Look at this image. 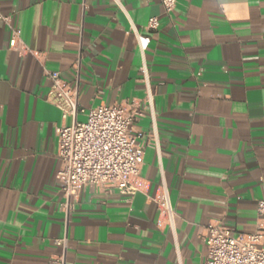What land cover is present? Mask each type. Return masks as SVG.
Segmentation results:
<instances>
[{"label": "crops", "instance_id": "1", "mask_svg": "<svg viewBox=\"0 0 264 264\" xmlns=\"http://www.w3.org/2000/svg\"><path fill=\"white\" fill-rule=\"evenodd\" d=\"M118 1L0 0V264L62 253L65 264H202L208 224L264 232V0H176L169 14L159 0ZM152 16L153 117L133 32ZM78 58L85 113L138 110L130 131L155 129L159 144L144 149L138 192L83 186L65 226L55 129L71 118L48 99L45 72L72 83Z\"/></svg>", "mask_w": 264, "mask_h": 264}, {"label": "built area", "instance_id": "2", "mask_svg": "<svg viewBox=\"0 0 264 264\" xmlns=\"http://www.w3.org/2000/svg\"><path fill=\"white\" fill-rule=\"evenodd\" d=\"M118 3L119 1L116 0ZM165 14L173 11L176 0H159ZM121 6V4L119 3ZM0 21L8 24L9 16L4 15L0 6ZM159 27V18L148 19L144 30L133 28L138 49L143 56L140 67L142 81L146 87L148 109L153 117L152 94L145 52L148 49L150 32ZM9 42L11 48L17 45L19 31L13 30ZM79 58L76 59L75 78L67 82L58 71H46L50 81L47 97L60 110L63 118L70 117L68 125L55 129L58 149L59 168L56 177L60 182L62 201L59 203L63 212L65 226L73 209V202L83 186L117 190L121 194L133 195L139 191V177L143 164L144 149L153 146L158 149V137L155 129L151 133L131 132L129 127L143 113L121 105L101 104L90 108L86 113L78 103ZM85 113V120L77 116ZM158 209L172 226L176 215L168 192L163 190L156 201ZM258 215L264 216V199L256 204ZM264 232L258 229L252 233H238L219 224H208L204 241L206 256L202 264H264ZM55 244L65 248L66 237L54 240ZM47 264H65L64 253L52 256Z\"/></svg>", "mask_w": 264, "mask_h": 264}]
</instances>
